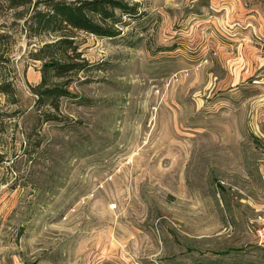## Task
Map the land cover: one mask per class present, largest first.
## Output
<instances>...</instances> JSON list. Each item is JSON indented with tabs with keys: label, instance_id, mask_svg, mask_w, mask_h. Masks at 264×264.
<instances>
[{
	"label": "rangeland",
	"instance_id": "rangeland-1",
	"mask_svg": "<svg viewBox=\"0 0 264 264\" xmlns=\"http://www.w3.org/2000/svg\"><path fill=\"white\" fill-rule=\"evenodd\" d=\"M124 1L121 36L69 33L57 109L31 92L52 37L0 4V264H264V0Z\"/></svg>",
	"mask_w": 264,
	"mask_h": 264
},
{
	"label": "trees",
	"instance_id": "trees-1",
	"mask_svg": "<svg viewBox=\"0 0 264 264\" xmlns=\"http://www.w3.org/2000/svg\"><path fill=\"white\" fill-rule=\"evenodd\" d=\"M11 9H22L18 20L24 22L25 37L29 40L52 37L30 53V58L41 62L40 82L31 87L40 107L57 109L61 99L69 96V82L60 84L72 74L79 73L85 65L75 62L77 53L70 32H83L99 38L121 36V28L127 25L122 17L137 19L141 16L139 5L124 0H0ZM24 8V9H23ZM8 35L0 32V48L8 42ZM80 57V56H76ZM79 59V58H77ZM7 60L0 55V72ZM0 93L15 97L10 81L0 82ZM45 121L52 119L49 114Z\"/></svg>",
	"mask_w": 264,
	"mask_h": 264
},
{
	"label": "crops",
	"instance_id": "crops-1",
	"mask_svg": "<svg viewBox=\"0 0 264 264\" xmlns=\"http://www.w3.org/2000/svg\"><path fill=\"white\" fill-rule=\"evenodd\" d=\"M235 6H234V10L236 11V10H240V11H243L244 12V8L241 6V4H238V3H235L234 4ZM234 15H235V13H234ZM233 15V16H234ZM252 17L253 16H249V18L250 19H252ZM253 20L255 21L256 20V22H257V24L259 25V28L257 29V28H255V31H257L258 30V32L260 33V35L263 37V35H264V20H262V18L261 17H258V18H256V17H253ZM259 20H260V22H259ZM252 21H250V22H248V23H251ZM247 23V24H248ZM253 30V29H252ZM254 31V30H253ZM249 33V34H248ZM247 34V35H246ZM244 36H240V38L241 37H244V38H250L251 36H250V32H247ZM239 39V38H238ZM241 48H242V50H241V52H239V57H241L242 56V60H243V62L245 63V64H248L249 62H251V61H254L255 60V62H256V60H258V58H257V56H256V53H255V51H254V47H252V46H250V45H248V44H245L244 46L241 44ZM240 48V49H241ZM256 50V49H255ZM259 62V61H258ZM264 174V173H263ZM262 205L263 204H261V205H258V207L255 205V206H253V208H254V211H255V215L252 217V218H254L255 216H256V211L259 209V208H261L262 207ZM251 219H249V221H250ZM251 222V221H250Z\"/></svg>",
	"mask_w": 264,
	"mask_h": 264
},
{
	"label": "built area",
	"instance_id": "built-area-1",
	"mask_svg": "<svg viewBox=\"0 0 264 264\" xmlns=\"http://www.w3.org/2000/svg\"><path fill=\"white\" fill-rule=\"evenodd\" d=\"M256 216L250 221L251 232L256 239V245L264 248V204L256 211Z\"/></svg>",
	"mask_w": 264,
	"mask_h": 264
}]
</instances>
